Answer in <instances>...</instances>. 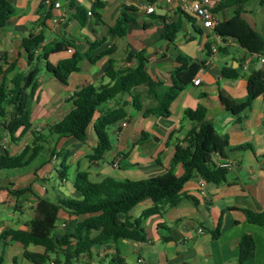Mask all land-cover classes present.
Listing matches in <instances>:
<instances>
[{
  "label": "crops",
  "instance_id": "0c3cea01",
  "mask_svg": "<svg viewBox=\"0 0 264 264\" xmlns=\"http://www.w3.org/2000/svg\"><path fill=\"white\" fill-rule=\"evenodd\" d=\"M12 13L5 27L0 29V68L8 59L19 71L28 69L26 55L21 47L25 38L43 32L45 44L70 41L74 47L54 49L45 54L44 64L36 82V99L32 103V129L14 142L5 135L0 152L20 154L34 143L33 133L46 136L43 152L24 170L0 171V234L6 230H29L28 223L36 217L37 203L42 200L58 202L62 198H79L75 189L77 174L88 172L93 183L105 178L139 181L166 173L173 162L177 146H185L191 132L201 123L187 117L188 110L199 106L206 109V121L213 124L218 135L228 141L224 157L216 156V163L234 164L227 181L215 185L199 177L192 178L183 188V199L177 207H167L164 215H154L143 223L146 242L120 240L84 255L80 264H240L239 243L250 235L256 242L253 258L243 264H264V228L247 222L244 210L264 211V98L255 99L242 113L226 110L221 96L232 101L247 97V84L256 71L264 70L262 56L243 50L233 39L220 37L214 28H206L203 21L160 1L153 13L146 12L153 0H102L101 21L91 14L97 0H77L76 5L88 14L80 17L70 8L71 0H55L60 8L50 7L45 0H8ZM128 7L135 19L124 37L109 32L119 16ZM50 14L47 17V14ZM65 13L66 20L59 19ZM239 13L256 31L264 35V4L261 0H220L214 8L216 25ZM166 24H179L175 47L185 57L202 68L170 107V117H145L132 106L131 95H120L102 106L111 109L118 103H127L129 118L110 128L111 149L100 161L89 156L98 144L96 113L87 129V139L57 138L49 135L52 125L61 122L72 110L69 102L81 88L110 83L105 72L113 60L117 68L134 66L127 62V54L144 52L148 59L147 71L153 79L170 85L176 66L170 43L162 39ZM102 41L91 56L114 50L92 64L84 59L80 71L64 83L57 64L76 52L86 54L90 44ZM211 46L208 51L207 45ZM236 73L225 77L223 70ZM2 75H0V82ZM200 80L199 86L194 80ZM143 92V89H140ZM145 105L151 100L144 97ZM66 160L67 176L62 177V163ZM178 176L181 165L175 167ZM94 180V181H93ZM195 200V201H194ZM153 202L146 199L131 212V220L138 219ZM82 217L66 210L59 212L53 235L61 238L73 233ZM222 221L221 236L213 239L211 232ZM160 226H162L160 228ZM168 226L174 233L165 228ZM174 237L165 240V237ZM4 252V264H32L25 259V248L19 242L9 241ZM32 252L43 253L41 247L31 246ZM56 260V262H55ZM47 264H63L62 253L52 254Z\"/></svg>",
  "mask_w": 264,
  "mask_h": 264
},
{
  "label": "trees",
  "instance_id": "16d2710c",
  "mask_svg": "<svg viewBox=\"0 0 264 264\" xmlns=\"http://www.w3.org/2000/svg\"><path fill=\"white\" fill-rule=\"evenodd\" d=\"M77 0H71L70 8L80 17L88 13L76 5ZM264 4V0H261ZM51 8L53 6H50ZM105 2L97 0L91 14L101 21L100 11ZM135 8L128 7L119 16L115 26L109 32L116 37H124L130 24L135 19L128 12ZM12 13V5L8 0H0V29L5 27ZM47 17L50 16L48 13ZM179 24H166L162 39L170 43L176 66L171 74L170 85L159 79H153L147 71L148 59L144 52L128 53L126 61L134 66L117 68L113 60L105 72L110 83L100 86L88 85L75 92L69 102L73 108L59 123L52 125L49 135L57 138H75L80 142L87 139V129L93 122L96 113H101L95 122L98 144L89 156L91 161H100L106 152L111 149L110 128L129 118L127 103H118L111 109L101 110L102 106L120 95H131L132 106L136 111L143 112L145 117L168 118L170 107L188 85L204 63L197 64L185 57L175 47L177 34L180 32ZM216 33L224 39H236L238 45L253 55L264 56V35L256 31L239 13L230 20L215 26ZM46 36L43 32L32 34L22 42V49L26 55L28 69L19 71L8 59H2L8 65L0 68L2 79L0 82V144L5 135L17 142L32 129V103L36 99V82L45 54L63 47H74L70 41L52 42L45 44ZM102 44V41L90 44L86 54L76 52L74 56L61 60L57 64V71L64 83L69 76L80 71V64L84 59L94 64L104 56L114 53L107 50L93 57L92 52ZM208 51L211 46L208 44ZM225 77H235L227 69L223 70ZM143 89V92L140 91ZM264 94V70L256 71L247 84V97L242 101H232L221 96L226 110L233 114L245 111L251 103ZM144 97L151 100L145 105ZM187 117L201 123L195 128L185 146H177L170 169L152 178L139 181L116 180L105 178L100 183H93L89 173L81 171L77 174L75 189L79 198H62L58 202L42 199L36 206V217L28 223L29 230H6L0 234V264H4V252L9 241L19 242L25 248L24 257L32 264H47L52 254L62 253L63 264H80L79 259L95 252L110 243L120 240L132 242H146L147 235L143 223L154 215H164L167 207H177L182 199L184 186L194 177H199L207 183L219 185L227 181L229 170L221 168L215 161L216 156L224 157V150L228 141L221 138L213 124L206 121V109L199 106L196 110H188ZM35 140L30 146L18 155L0 152V171L24 170L43 152L46 136L33 133ZM64 159L62 163V177L67 176L68 167ZM181 165L183 174L176 175L175 167ZM150 199L153 206L135 220H131L130 212L142 201ZM195 201V200H194ZM66 210L82 219L76 224L70 235L57 238L53 235L59 220V212ZM247 222L264 228V211H243ZM162 226H160L161 228ZM171 234L174 230L165 226ZM222 221L211 232L213 239L221 236ZM174 237H165L173 240ZM31 246L41 247L43 253L32 252ZM256 242L250 235L243 237L239 243L240 264L254 257ZM56 262V260H55Z\"/></svg>",
  "mask_w": 264,
  "mask_h": 264
},
{
  "label": "built area",
  "instance_id": "2783aa9c",
  "mask_svg": "<svg viewBox=\"0 0 264 264\" xmlns=\"http://www.w3.org/2000/svg\"><path fill=\"white\" fill-rule=\"evenodd\" d=\"M160 1H164L169 6L176 8L185 13L193 14L203 21V25L206 28H214L216 26L214 8L218 1L220 0H153L146 8V12L151 14L155 11L156 6ZM49 6H54L56 8H60V4L55 2V0H45L44 1ZM66 20L65 13L62 14L59 19L60 24L64 23ZM262 62L264 63V56H262ZM194 85L199 86L201 81L194 80ZM264 98V94L262 96ZM127 125V120L122 122V126ZM219 167L231 170L234 167V164L220 162L217 163ZM139 264H144L143 260L138 261Z\"/></svg>",
  "mask_w": 264,
  "mask_h": 264
},
{
  "label": "water",
  "instance_id": "95a60500",
  "mask_svg": "<svg viewBox=\"0 0 264 264\" xmlns=\"http://www.w3.org/2000/svg\"><path fill=\"white\" fill-rule=\"evenodd\" d=\"M233 40H234V41H236V39H235V38H233ZM94 250H95V248H93V251H94Z\"/></svg>",
  "mask_w": 264,
  "mask_h": 264
},
{
  "label": "rangeland",
  "instance_id": "374dc122",
  "mask_svg": "<svg viewBox=\"0 0 264 264\" xmlns=\"http://www.w3.org/2000/svg\"><path fill=\"white\" fill-rule=\"evenodd\" d=\"M94 181V180H93Z\"/></svg>",
  "mask_w": 264,
  "mask_h": 264
}]
</instances>
